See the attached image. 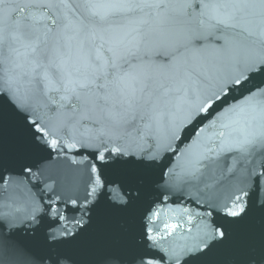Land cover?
Instances as JSON below:
<instances>
[{
    "label": "snow or ice",
    "instance_id": "obj_1",
    "mask_svg": "<svg viewBox=\"0 0 264 264\" xmlns=\"http://www.w3.org/2000/svg\"><path fill=\"white\" fill-rule=\"evenodd\" d=\"M221 9L229 10L227 19H217ZM151 19L181 25L172 36L161 34L166 41L160 52L166 61L160 65L163 81L146 77L123 84L124 77L107 70L115 64L86 51L97 40L103 48L104 33L121 27V20L147 24ZM74 46L83 71L69 64ZM208 50L217 60L210 75L185 69L177 78L171 72L187 64L186 53ZM41 109L47 111L41 115ZM8 113L23 122L36 148H55L68 136L72 147L79 143L93 149L101 174L128 163L125 157L152 169L172 153L177 165L160 173L171 181L176 167L185 169L193 157L196 164L207 160L203 167L214 172L221 156H243L254 148L264 152V0H0V126ZM85 121L99 129L77 135ZM189 137L192 143L181 150ZM91 170L97 173L98 166L94 163ZM186 171L196 179L200 169ZM23 172L32 169L25 166ZM0 183H7L2 171ZM103 186L97 176L85 207ZM244 195L211 204L209 215L214 211L224 223L205 224L178 250L165 247V235L149 227L158 211L138 230L121 226L102 244L85 248L74 247L85 231L79 221L80 231L52 230L50 224L45 232L34 231L30 246H24L5 235L4 222L11 226L14 221L0 215V264L6 257L9 264H165L166 259L168 264H264V200L253 209ZM138 197L139 189H129L123 207ZM253 210L260 213L259 229L234 235ZM37 211L25 219L35 221ZM58 219L53 216V224ZM176 227L165 224V233L172 235Z\"/></svg>",
    "mask_w": 264,
    "mask_h": 264
},
{
    "label": "water",
    "instance_id": "obj_2",
    "mask_svg": "<svg viewBox=\"0 0 264 264\" xmlns=\"http://www.w3.org/2000/svg\"><path fill=\"white\" fill-rule=\"evenodd\" d=\"M216 2L224 3L227 0ZM228 11L221 9L215 15L217 19H227ZM120 24L121 27L109 28L104 33L107 43L103 48L98 47L103 42L97 40L96 46L89 45L86 51L93 57L99 55L102 61L115 64L116 67L109 66L107 70L124 77L123 84L130 83L133 78L146 77L163 81L165 75L160 65L166 61L160 52L166 41L161 34L164 32L172 36L181 25L162 24L155 19L148 20L147 24L127 20H121ZM186 57L187 64L182 63L178 69L171 70L177 74V78L182 76L185 69L209 75L215 70L217 60L211 50L189 52ZM69 64L84 70L75 46ZM46 111L41 109V115ZM98 129V125L92 126L85 121L77 135H92ZM160 131H163L162 126ZM73 143V139L65 136L55 148H36L23 122L10 113L0 126V171L7 181L0 183V215L6 214L8 219L14 221L11 226L4 222V232L5 235L11 234L21 245L30 246L33 232H45L50 224L52 230L67 228L73 233L80 231L78 221L84 224L85 231L74 247L100 245L109 234L118 233L121 226L138 230L142 224L148 223L153 212L158 211L159 218L149 227L165 235L162 241L165 247H176L178 250L205 224L214 227L224 223L214 211L209 215L211 204L241 192L247 193L243 200L249 208L254 209L264 200V179H259L261 171H264V152L259 148L251 149L243 156L239 153L221 156L220 168L214 172L203 167L207 160L196 164L193 157L191 163L185 164V169L177 166L176 175L168 181L160 173L162 169L177 165L179 158L172 153L164 154L152 169L143 168L134 157H125L123 159L128 163L116 164L101 174V162L95 159L94 150L81 147L79 143L72 147ZM191 143L192 138L189 137L181 145V150ZM204 155L212 154L204 152ZM94 163L98 166L97 173L91 170ZM25 166L31 167V174L23 172ZM196 168L200 171L196 172L197 178L192 179L186 169L195 171ZM97 176H100L104 186L97 189L94 196L88 197L90 202L85 207L86 193L91 191ZM257 180L258 183L255 182ZM129 189H139V197L129 207H123V198L127 197ZM116 197L122 199L117 201ZM73 201H77V204H73ZM34 208L39 209L35 212L36 220H26L25 216ZM52 209L56 211L52 212ZM56 215L61 219L53 224V216ZM165 224L178 227L169 236L165 233ZM259 227L260 213L253 210L248 224L243 229H234V235L242 231H255ZM4 264H9L7 257ZM165 264H168L167 259ZM194 264L201 262L195 261Z\"/></svg>",
    "mask_w": 264,
    "mask_h": 264
}]
</instances>
